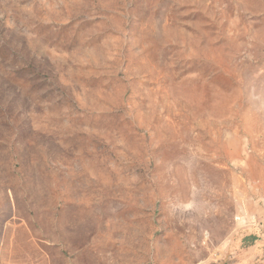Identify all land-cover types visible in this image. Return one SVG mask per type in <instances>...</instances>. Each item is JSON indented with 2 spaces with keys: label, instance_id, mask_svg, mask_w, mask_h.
Segmentation results:
<instances>
[{
  "label": "rangeland",
  "instance_id": "1",
  "mask_svg": "<svg viewBox=\"0 0 264 264\" xmlns=\"http://www.w3.org/2000/svg\"><path fill=\"white\" fill-rule=\"evenodd\" d=\"M0 264H264V0H0Z\"/></svg>",
  "mask_w": 264,
  "mask_h": 264
}]
</instances>
